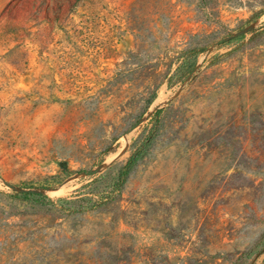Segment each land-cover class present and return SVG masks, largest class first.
I'll return each mask as SVG.
<instances>
[{
  "label": "rangeland",
  "instance_id": "1",
  "mask_svg": "<svg viewBox=\"0 0 264 264\" xmlns=\"http://www.w3.org/2000/svg\"><path fill=\"white\" fill-rule=\"evenodd\" d=\"M0 264H264V0H0Z\"/></svg>",
  "mask_w": 264,
  "mask_h": 264
},
{
  "label": "trees",
  "instance_id": "2",
  "mask_svg": "<svg viewBox=\"0 0 264 264\" xmlns=\"http://www.w3.org/2000/svg\"><path fill=\"white\" fill-rule=\"evenodd\" d=\"M134 158H135L134 155H133V156L131 155V156L129 157V160H128L127 164L125 165V167H124L123 170L121 171V176H124V175L128 172L129 168L132 166V163H133V161H134ZM35 197H36L37 199H42V200H44L45 198H47L46 196H44V195H40V194H35Z\"/></svg>",
  "mask_w": 264,
  "mask_h": 264
}]
</instances>
